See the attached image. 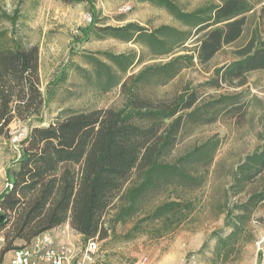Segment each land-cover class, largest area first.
<instances>
[{"label": "trees", "instance_id": "1", "mask_svg": "<svg viewBox=\"0 0 264 264\" xmlns=\"http://www.w3.org/2000/svg\"><path fill=\"white\" fill-rule=\"evenodd\" d=\"M148 1L167 9L185 27L162 24L150 29L135 21L98 26V15L95 23L86 27L88 36L132 41L142 47V52H101L111 63L90 56L97 89L107 92L121 85L124 100L119 107L65 111L55 122L33 127L23 140L18 167L6 170L12 186L0 193V213L5 216L0 222L4 235L0 262L6 253L22 246L16 244L17 240L29 243L38 234L65 223L87 240L108 238L116 234L119 224L132 222L133 227L120 236L131 240L147 224L158 222L161 226L156 236H164L194 211L191 200L167 199L138 218L142 198L159 185L175 181L196 187L202 184L200 174L192 172H198L195 169L199 165L212 164L220 139H209L170 161L167 157L181 133L187 127L191 131L213 123L223 115H241L245 111L242 106H248L249 101L242 92L203 96L196 87L186 86L178 94L165 97L158 89L183 69L197 61L209 63L225 46L239 40L247 14L255 12L256 4L264 0H210L190 11L175 0ZM260 16H264V4ZM2 18L15 22L17 14L0 9ZM194 30L201 33L197 53H178L187 50L185 44ZM8 35V31H0V135L9 132L15 118L40 116L46 101L40 88L39 47L26 46ZM236 52L239 58L216 67L214 76L200 85L242 87L250 73L264 69V37L260 32ZM159 58L165 60L157 62ZM136 64L142 67L128 74ZM66 77L63 73L59 80ZM263 175L264 143L239 164L235 193ZM262 203L264 188L253 192L246 202L227 209L226 226L230 231L213 234L216 259L225 263L236 256L245 224ZM110 208L114 212L105 220Z\"/></svg>", "mask_w": 264, "mask_h": 264}, {"label": "rangeland", "instance_id": "2", "mask_svg": "<svg viewBox=\"0 0 264 264\" xmlns=\"http://www.w3.org/2000/svg\"><path fill=\"white\" fill-rule=\"evenodd\" d=\"M175 1L190 11L210 0ZM263 4L258 2L255 12L247 14L245 31L239 40L225 46L209 63L197 61L192 67L183 69L172 81L158 89V93L165 97L178 94L186 86L196 87L203 96L242 92L243 98L249 101L248 106H242L241 110L245 111L241 115H223L213 123L198 125L191 131L187 127L181 133L175 148L167 157L170 161L209 139H220L212 164L208 167L199 165L195 169L198 172H192L200 174L202 184L196 187L175 181L159 185L142 198L138 218L167 199L191 200L194 211L177 229L161 237L156 236V229L161 226V222L147 224L145 231L131 240L120 236L133 227L132 222L119 224L116 234L108 238L97 236L105 264H264V203L258 206L245 224V233L237 243L240 249L236 251V256L232 255L227 262L222 263L213 253L216 242L213 234L230 231L226 226L227 209L235 203L246 202L253 192L264 188V175L238 193H235L234 185L239 164L264 143V69L250 73L248 83L242 87L200 85L214 76L216 67L239 58L236 50L245 46L256 32L264 37V16H260ZM0 9L17 14L15 22L0 19V31H8V36H15L26 46L39 47L40 88L46 99L40 116L27 120L15 118L9 125V132L0 135V189L7 180V168L18 167L22 142L33 127L47 126L71 109L89 111L119 107L123 103L121 85L107 92L97 89L94 83L95 68L90 56L111 63L101 52L121 53L134 49L141 53L142 47L135 42L114 37L88 36L86 27L95 23L97 15L98 26L135 21L150 29L162 24L185 27L167 9L148 0H89L81 3H66L63 0H0ZM90 16L92 21L88 20ZM195 31L185 44L187 50L178 53H197V39L201 33ZM162 60L165 59L156 61ZM141 67L136 64L128 74L137 72ZM63 73H67L66 79L59 80ZM112 212L114 209L110 208L105 220ZM66 224L56 227V231L60 230V234H63ZM24 243V240L16 241L17 245ZM11 253H6L4 259L8 260Z\"/></svg>", "mask_w": 264, "mask_h": 264}, {"label": "built area", "instance_id": "3", "mask_svg": "<svg viewBox=\"0 0 264 264\" xmlns=\"http://www.w3.org/2000/svg\"><path fill=\"white\" fill-rule=\"evenodd\" d=\"M88 20L92 21V16ZM11 186L12 183L7 179L3 191ZM56 229L44 231L29 243L11 250L9 259H3L0 264H105L97 237L84 240L83 236L67 223L63 234L68 241H62L60 230ZM3 243L4 235L0 232V249Z\"/></svg>", "mask_w": 264, "mask_h": 264}, {"label": "crops", "instance_id": "4", "mask_svg": "<svg viewBox=\"0 0 264 264\" xmlns=\"http://www.w3.org/2000/svg\"><path fill=\"white\" fill-rule=\"evenodd\" d=\"M3 191V188L2 189H0V193ZM61 227V226H60ZM60 237H62L63 239H62V241H68L67 239V237L64 235V234H60L59 235ZM6 256V255H5Z\"/></svg>", "mask_w": 264, "mask_h": 264}, {"label": "water", "instance_id": "5", "mask_svg": "<svg viewBox=\"0 0 264 264\" xmlns=\"http://www.w3.org/2000/svg\"><path fill=\"white\" fill-rule=\"evenodd\" d=\"M4 218H5V216L0 213V222H2L4 220Z\"/></svg>", "mask_w": 264, "mask_h": 264}]
</instances>
